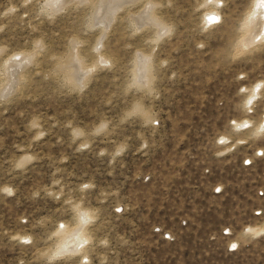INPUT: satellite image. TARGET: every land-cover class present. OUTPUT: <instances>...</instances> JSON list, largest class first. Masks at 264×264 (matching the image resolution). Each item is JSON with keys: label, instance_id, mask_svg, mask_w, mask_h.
Segmentation results:
<instances>
[{"label": "rangeland", "instance_id": "obj_1", "mask_svg": "<svg viewBox=\"0 0 264 264\" xmlns=\"http://www.w3.org/2000/svg\"><path fill=\"white\" fill-rule=\"evenodd\" d=\"M55 1L0 0V264H264L256 0Z\"/></svg>", "mask_w": 264, "mask_h": 264}, {"label": "bare ground", "instance_id": "obj_2", "mask_svg": "<svg viewBox=\"0 0 264 264\" xmlns=\"http://www.w3.org/2000/svg\"><path fill=\"white\" fill-rule=\"evenodd\" d=\"M51 1H53V0H51ZM54 2H56L55 0H54ZM59 2V1H58ZM256 2V1H255ZM54 4H56V3H54ZM254 7H255V5H254ZM255 11L257 12V15L251 20V21H249V17L246 19V22H245V25H246V27L248 28L249 27V30L251 29V27H250V25H251V23L252 22H255V24H256V22L258 23H263L264 24V16H262L261 15V13H264V9H260V10H258V9H255ZM155 18V17H154ZM254 25V24H253ZM256 26V25H255ZM255 26H252V27H255ZM256 28V27H255ZM254 28V29H255ZM253 29V28H252ZM257 29V28H256ZM255 29V30H256ZM253 31V35L251 36L250 35V39H249V42L250 43H255L254 41H255V39H256V37H261L262 36V34L264 33V27L263 28H260V29H257L256 31ZM252 34V33H251ZM72 56V55H71ZM73 57V56H72ZM15 58V57H14ZM14 58H12V59H14ZM24 58V57H23ZM22 58V59H23ZM22 59H17V60H20V61H22V62H24V59L22 60ZM73 59V58H72ZM15 60V59H14ZM13 60V61H14ZM28 60V59H27ZM70 60V59H69ZM12 61V62H13ZM16 61V60H15ZM72 62V61H71ZM15 63H17V62H15ZM11 65H12V63H10ZM18 64V63H17ZM79 65V64H78ZM14 66V65H13ZM16 66V65H15ZM145 69V66H143L142 67V69ZM15 69V68H14ZM18 71V70H17ZM74 73V72H73ZM11 75V74H10ZM70 75V74H69ZM258 85H260V84H258ZM257 85V86H258ZM11 86V85H10ZM256 86V87H257ZM256 87H255V89H256ZM3 92V91H2ZM255 95H257L256 94V92H254L253 93V95H251L250 97H248V100H247V103L249 102V100H253V97H256ZM243 123H245L244 121H243ZM250 124V123H249ZM243 125V124H242ZM260 130H261V128H260ZM27 159V158H26ZM82 232V231H81ZM66 234V233H65ZM68 235V234H67ZM70 237H71V234H70V236H68L67 238H69L70 239ZM72 238V237H71ZM76 238V237H75ZM80 238V237H79ZM78 238V239H79ZM73 240H75L76 241V239H74V238H72ZM71 240V239H70ZM83 240V239H82ZM67 241V240H66ZM78 241V240H77ZM68 242V241H67ZM64 243H66V242H64ZM74 243V246H75V242H73ZM77 243V242H76ZM80 243V241H78V244ZM69 244V243H68ZM68 244H67V246H68ZM70 245H72V244H70ZM80 245V244H79ZM78 245V246H79ZM65 246V245H64ZM73 246V245H72ZM73 246V247H74ZM77 247V246H76ZM72 248V247H71ZM74 249V248H73ZM76 249H79L78 247L76 248ZM68 250V249H67ZM80 250V249H79ZM63 251V250H62Z\"/></svg>", "mask_w": 264, "mask_h": 264}, {"label": "snow or ice", "instance_id": "obj_3", "mask_svg": "<svg viewBox=\"0 0 264 264\" xmlns=\"http://www.w3.org/2000/svg\"><path fill=\"white\" fill-rule=\"evenodd\" d=\"M27 3H31V0H26ZM76 0H66L65 2V6L66 7H71L73 6V4H75ZM261 3H264V0H256L255 2V9H257L259 7V5ZM220 6H223V0H220ZM255 9L252 11L251 15L249 16V21H251L256 15H257V12L255 11ZM262 16H264V13H261ZM215 16H210L208 18V21L209 23H219L217 22V20L214 19ZM15 59H19V57H15ZM241 79H243V77H240ZM257 90H259V86L257 87ZM241 91H244V89H241ZM253 99H255V97H253ZM252 103V100H249V104ZM140 111V108L139 106H137V108L133 111V113H130V115H134L136 114L137 112ZM243 127H248V125L245 123L243 125ZM261 131H264V127L261 128ZM82 133H77V135H81ZM220 142H223V140H221ZM258 155H264V152L262 153H258ZM246 163H250L248 161H246ZM85 188L88 187V185H84ZM217 191H220V189L218 188ZM116 211H121V209H117ZM61 228H63V224L60 225ZM25 244H28L29 242L27 240L24 241ZM236 247L235 244L232 245V248L234 249ZM85 264H87V261H85Z\"/></svg>", "mask_w": 264, "mask_h": 264}, {"label": "clouds", "instance_id": "obj_4", "mask_svg": "<svg viewBox=\"0 0 264 264\" xmlns=\"http://www.w3.org/2000/svg\"><path fill=\"white\" fill-rule=\"evenodd\" d=\"M258 10H260V9H264V3H261L260 5H259V7L257 8ZM10 11H16V9L15 8H12V9H10ZM214 19L215 20H217V22H220V18L219 17H217V16H215L214 17ZM260 39H264V34H262V36L261 37H257V41H259ZM198 47H203V45L201 44V45H198ZM165 64L167 63L166 61L164 62ZM225 141H223V142H220V143H224ZM221 155L223 154V153H220ZM3 191H5L6 193H8L9 195H12V189H10V188H5V189H3ZM14 239H15V237H14ZM29 243L31 242L30 240H27Z\"/></svg>", "mask_w": 264, "mask_h": 264}, {"label": "built area", "instance_id": "obj_5", "mask_svg": "<svg viewBox=\"0 0 264 264\" xmlns=\"http://www.w3.org/2000/svg\"><path fill=\"white\" fill-rule=\"evenodd\" d=\"M263 126H264V124H263ZM246 161H248V162H250V163H246ZM246 161H245V164H246V165H248V164H251V163H252V160H250V159H247ZM260 213H261V212H257V214H260ZM224 233H225V234H227V235H229V234H230V232H229V230H228V229H225Z\"/></svg>", "mask_w": 264, "mask_h": 264}]
</instances>
